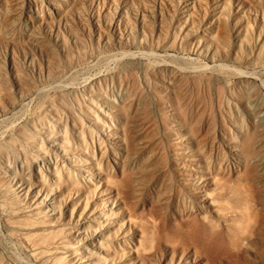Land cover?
Masks as SVG:
<instances>
[{
  "label": "rangeland",
  "instance_id": "1",
  "mask_svg": "<svg viewBox=\"0 0 264 264\" xmlns=\"http://www.w3.org/2000/svg\"><path fill=\"white\" fill-rule=\"evenodd\" d=\"M111 18H149L161 57L98 51L96 21ZM0 23L14 48L0 45V70L13 59L35 85L27 98L10 78L0 85V264H264V0H0ZM121 85L111 126L105 102ZM50 134L92 167L63 169L61 190L94 221L93 245L72 241L70 212L44 217L36 188L18 182L33 172L47 186ZM15 202L39 215L14 214Z\"/></svg>",
  "mask_w": 264,
  "mask_h": 264
},
{
  "label": "bare ground",
  "instance_id": "2",
  "mask_svg": "<svg viewBox=\"0 0 264 264\" xmlns=\"http://www.w3.org/2000/svg\"><path fill=\"white\" fill-rule=\"evenodd\" d=\"M47 8V7H45ZM153 10V7L151 8ZM151 12V11H149ZM41 18L44 20L48 18L50 20V23L54 22V19L49 16L45 15L43 11L41 12ZM48 14H53V12L49 11ZM58 23H64L65 21L62 18H58L57 20ZM157 22V18H155V22H152L155 24ZM97 27L96 30L93 32L94 39L97 42L98 45V51L101 52H106L107 54L114 53L113 57H119L120 56V62H125L127 64H132L135 63V60L138 59H143L144 57H152V58H158L161 57V53L163 50L158 47V45H153L151 42L154 39V31L153 27H149L151 24V21L149 18L145 20V22L141 23L139 26V20L136 19L135 23L132 24H123L120 19H115L111 18V20L108 22V24L103 26V23L101 21H96ZM133 25V26H131ZM137 25V26H136ZM152 25V24H151ZM1 23H0V28H1ZM149 27V28H148ZM141 30V33H139V29ZM57 32H51L50 36H48L50 42L62 49V52L65 56L64 62H69L72 61L73 58L69 56V48L67 45L62 44L59 42V39L56 36ZM118 34V36H117ZM159 33L158 37H160ZM70 38L73 39L74 41L76 40V36L74 34H70ZM159 40V38H157ZM7 41H3L1 36H0V45L5 46V50L13 52V47H10V45H7ZM174 48V44L172 43L171 45ZM195 52V51H194ZM197 54H199L196 51ZM25 58V63L26 64H31V58L30 57H24ZM212 63L220 61V58L218 56H214L211 58ZM6 73L4 71L0 70V85L4 84L8 79L10 78L11 81L14 83V86L16 87H21L22 92L20 97L27 98L32 95L35 85H34V80L29 76H26V74L22 73L21 71L17 70L15 67V61L13 59H6V62L4 63ZM52 64L50 61H48V68H51ZM139 67V65H136ZM31 71L33 73V77L37 81H42L43 75L41 72H34L33 66H30ZM165 69V68H164ZM172 76V75H170ZM49 77V75L47 76ZM264 98V93L261 95ZM125 100H126V90L125 88L121 85L118 91L113 94L110 98L106 100V105L108 106V111H109V117L108 118V125L114 126L115 121L117 120L116 113L114 110L119 107H124L125 106ZM181 107V112L184 117L188 115V110L187 106L184 101H180L179 103ZM113 114H112V113ZM3 113V111L1 112ZM130 125L133 126V120H130ZM129 125V128L131 127ZM41 133V131H40ZM111 134L106 133L104 137L108 138L110 137ZM52 137L48 136V138ZM49 145L51 148H54V153L52 156L47 155L48 151L45 153V160L43 164L44 170L48 175L51 176L49 179H45V184H42L41 179L43 180V175L39 174L38 175V180L36 179L37 176H34L33 172L31 174H27V176L22 177L21 179L19 178L18 182H26L28 185V188H36L37 191V196H35V201L37 202V205L42 207L44 211V217H49L56 222H58L60 219L63 218V215L65 212H70V215L68 217V220L71 222H74L78 225L79 230L72 234L70 238L72 241L77 243L78 245H85L86 243L92 244L93 241L89 240L87 232L92 231V223L94 221H91V219L87 218L85 213H82L78 208H75L74 206L67 207V199L63 197V191L61 190V187L65 185L64 179L62 177L63 174V169L71 170L74 169V171H81L83 174H92V173H87V171L92 170V167L90 163H86L85 161H81L82 159H78V157L71 155V153H68V149L66 145H64L63 142L55 139V138H50L48 141ZM61 147V148H59ZM75 161H77V164L74 166ZM84 164V165H83ZM86 164V165H85ZM34 171H35V165ZM37 167V166H36ZM78 167L79 169H77ZM37 169V168H36ZM59 169L60 173H59ZM36 180V181H35ZM84 180L89 181V178H85ZM38 182V183H37ZM40 184V185H39ZM47 188L45 191L44 188ZM27 188V189H28ZM49 194L48 196L46 194ZM111 197V194H106L100 197V200H105ZM48 203V204H47ZM46 204V205H45ZM38 208H33V209H26L25 207L19 208V205L17 202L14 203V214H25L28 217L36 216L38 213ZM114 208H111L110 210H107L104 212V214H113L115 211L113 210ZM12 211L10 212L11 215H13ZM107 224L114 225V226H119L120 222L117 221V219H109L106 220ZM100 237H105L103 234L98 235ZM96 243L99 245L104 244L103 240H98ZM55 248V247H53Z\"/></svg>",
  "mask_w": 264,
  "mask_h": 264
}]
</instances>
